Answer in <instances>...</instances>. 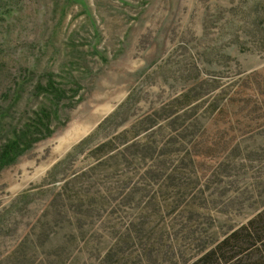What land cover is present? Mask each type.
I'll list each match as a JSON object with an SVG mask.
<instances>
[{"label": "rangeland", "instance_id": "rangeland-1", "mask_svg": "<svg viewBox=\"0 0 264 264\" xmlns=\"http://www.w3.org/2000/svg\"><path fill=\"white\" fill-rule=\"evenodd\" d=\"M41 108L0 264L193 260L264 205V0H0V146Z\"/></svg>", "mask_w": 264, "mask_h": 264}, {"label": "trees", "instance_id": "trees-1", "mask_svg": "<svg viewBox=\"0 0 264 264\" xmlns=\"http://www.w3.org/2000/svg\"><path fill=\"white\" fill-rule=\"evenodd\" d=\"M38 89L61 99L66 94L52 80ZM56 119L58 115L53 110L41 108L30 121L18 128L15 136L0 146V172L15 164L37 143L51 137L56 130L52 128ZM43 227L45 229L46 225ZM45 235L43 232L40 237ZM199 251L193 260L185 259L181 254L176 259L166 258V261L168 264H264V205L245 224L231 228L222 238H214ZM108 259H112L111 254Z\"/></svg>", "mask_w": 264, "mask_h": 264}]
</instances>
